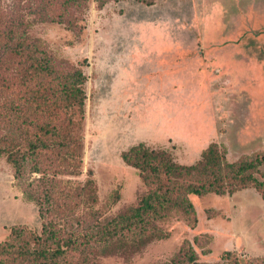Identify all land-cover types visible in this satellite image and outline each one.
<instances>
[{
	"label": "rangeland",
	"instance_id": "1",
	"mask_svg": "<svg viewBox=\"0 0 264 264\" xmlns=\"http://www.w3.org/2000/svg\"><path fill=\"white\" fill-rule=\"evenodd\" d=\"M150 1L109 0L100 7L90 0L79 11L77 34L56 22L32 30L87 76L79 179H94L105 217L136 204L146 190L121 157L138 143L165 148L187 165L214 142L225 146L230 162L264 157V0ZM255 176L264 183V162ZM262 195L249 187L192 196L195 227L176 215L166 225L168 238L100 264H165L186 241L206 263L226 251L241 259L264 256ZM18 225L40 234L42 218L1 159L0 243Z\"/></svg>",
	"mask_w": 264,
	"mask_h": 264
},
{
	"label": "trees",
	"instance_id": "2",
	"mask_svg": "<svg viewBox=\"0 0 264 264\" xmlns=\"http://www.w3.org/2000/svg\"><path fill=\"white\" fill-rule=\"evenodd\" d=\"M89 1L0 0V160L10 166L24 199L38 207L42 218L40 234L26 225L11 229L0 243V264H100L108 257L130 258L168 238L166 225L176 215L195 227L192 196L233 195L254 187L264 198V183L255 176L264 157L230 162L225 146L214 142L187 165L169 150L141 142L121 157L146 190L136 204L113 216L102 214L94 179H79L87 76L32 34L36 25L55 22L79 32V11ZM96 1L103 7L109 0ZM113 196L116 202L118 194ZM185 243L165 264H264V256L241 259L231 251L217 262H201Z\"/></svg>",
	"mask_w": 264,
	"mask_h": 264
}]
</instances>
